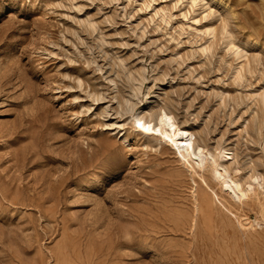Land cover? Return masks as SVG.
I'll use <instances>...</instances> for the list:
<instances>
[{"label":"rangeland","instance_id":"1","mask_svg":"<svg viewBox=\"0 0 264 264\" xmlns=\"http://www.w3.org/2000/svg\"><path fill=\"white\" fill-rule=\"evenodd\" d=\"M0 264H264V0H0Z\"/></svg>","mask_w":264,"mask_h":264},{"label":"bare ground","instance_id":"2","mask_svg":"<svg viewBox=\"0 0 264 264\" xmlns=\"http://www.w3.org/2000/svg\"><path fill=\"white\" fill-rule=\"evenodd\" d=\"M151 127H152L151 129H153L159 135L161 140L169 144V146L173 149V151L175 152L177 156L187 157L188 155L192 153L193 134L189 132L188 130H186L185 128L181 127L177 123L175 117L170 112L166 110L159 111L158 114L154 117V122ZM179 133H183V135H180ZM199 150H200L199 148L197 147L195 148L194 152L196 155H198ZM202 161H203V158L198 156L197 163L200 164ZM213 166L214 167L212 170H215L217 167L215 165ZM220 174L224 178L221 184L225 183L226 185V183L229 182L227 180L229 179L227 178V174L223 171H221ZM232 182L235 183L234 181ZM228 185H230V182ZM234 186H236V184H234ZM237 187L238 185L236 186V189Z\"/></svg>","mask_w":264,"mask_h":264},{"label":"snow or ice","instance_id":"3","mask_svg":"<svg viewBox=\"0 0 264 264\" xmlns=\"http://www.w3.org/2000/svg\"><path fill=\"white\" fill-rule=\"evenodd\" d=\"M145 131H150V129L149 128H145L144 129ZM180 135H183V133H179Z\"/></svg>","mask_w":264,"mask_h":264}]
</instances>
